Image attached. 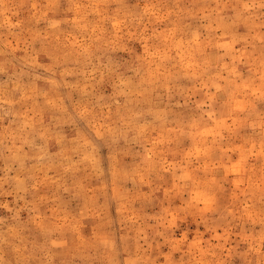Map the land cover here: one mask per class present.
Listing matches in <instances>:
<instances>
[{
  "label": "clouds",
  "instance_id": "1",
  "mask_svg": "<svg viewBox=\"0 0 264 264\" xmlns=\"http://www.w3.org/2000/svg\"><path fill=\"white\" fill-rule=\"evenodd\" d=\"M0 264H264V0H0Z\"/></svg>",
  "mask_w": 264,
  "mask_h": 264
}]
</instances>
